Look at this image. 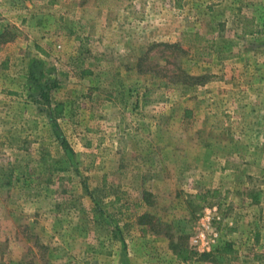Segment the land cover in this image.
<instances>
[{"label":"rangeland","instance_id":"rangeland-1","mask_svg":"<svg viewBox=\"0 0 264 264\" xmlns=\"http://www.w3.org/2000/svg\"><path fill=\"white\" fill-rule=\"evenodd\" d=\"M96 1L0 57V264H264V0Z\"/></svg>","mask_w":264,"mask_h":264},{"label":"crops","instance_id":"crops-1","mask_svg":"<svg viewBox=\"0 0 264 264\" xmlns=\"http://www.w3.org/2000/svg\"><path fill=\"white\" fill-rule=\"evenodd\" d=\"M64 4L65 0H0V57L12 58L28 48L33 41L32 35L40 39L33 41L36 52L45 54L49 46L47 37L54 33L50 24L61 19L58 15H62ZM8 28H15L17 32L12 39L5 38ZM6 93L11 94L9 91Z\"/></svg>","mask_w":264,"mask_h":264},{"label":"trees","instance_id":"trees-1","mask_svg":"<svg viewBox=\"0 0 264 264\" xmlns=\"http://www.w3.org/2000/svg\"><path fill=\"white\" fill-rule=\"evenodd\" d=\"M96 7L99 9H119V10H128L131 8V0H97L96 1ZM253 33V31L249 28H245L244 34L246 35H251ZM17 32L15 30V28H10L9 30L6 31V35L5 38H9L12 39L16 36ZM150 91H147L146 93H144L143 98H145L147 96V94H149ZM147 100L144 99L143 103H146ZM226 169H229L226 167ZM234 170H236L237 168H233ZM11 181L8 180L6 185H10ZM3 186V180L0 179V187ZM216 195L215 191H205L203 193H199L198 195H196V199H200L201 203H204L208 198L210 197H214ZM219 253L221 255H229V256H233L234 251L231 249V247L229 245L223 246L222 248L219 249ZM176 256L178 259H180L181 261H186L188 259V251L186 249H180L176 252Z\"/></svg>","mask_w":264,"mask_h":264},{"label":"built area","instance_id":"built-area-1","mask_svg":"<svg viewBox=\"0 0 264 264\" xmlns=\"http://www.w3.org/2000/svg\"><path fill=\"white\" fill-rule=\"evenodd\" d=\"M219 219V215L217 214V210L215 208H211L205 211V215L201 220L202 230H200L193 238L190 239L192 249H207L209 242H211V239L207 235L210 224L213 221H219Z\"/></svg>","mask_w":264,"mask_h":264}]
</instances>
